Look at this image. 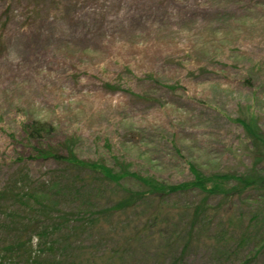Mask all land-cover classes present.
Listing matches in <instances>:
<instances>
[{
    "label": "rangeland",
    "instance_id": "obj_1",
    "mask_svg": "<svg viewBox=\"0 0 264 264\" xmlns=\"http://www.w3.org/2000/svg\"><path fill=\"white\" fill-rule=\"evenodd\" d=\"M247 110L264 131V0H0V190L20 179L29 197L17 203H45L57 215L90 210L99 194L117 196L52 159L20 160L33 153L23 124L51 125L44 143L55 148L74 137L77 159L109 166L114 154L140 175L178 184L192 178L187 163L203 174L250 166L243 131L232 121ZM255 194L199 220L179 264H246L264 236V222L250 219L264 217ZM200 199L192 191L148 203L167 223L158 221L161 234L136 241L127 242L131 217L120 226L116 214L79 236L55 233L54 253H41L38 264H171L187 240L179 227ZM12 203L0 202V245L8 234L1 211L21 214ZM247 225L250 240L237 246ZM37 243L33 236L32 250ZM20 253L5 254L7 264H28ZM256 260L247 264H264V251Z\"/></svg>",
    "mask_w": 264,
    "mask_h": 264
},
{
    "label": "trees",
    "instance_id": "obj_2",
    "mask_svg": "<svg viewBox=\"0 0 264 264\" xmlns=\"http://www.w3.org/2000/svg\"><path fill=\"white\" fill-rule=\"evenodd\" d=\"M104 86L111 89L109 85L105 84ZM168 88L174 90L173 87ZM232 121L238 124L243 131V141L247 144V151L252 158L250 166L240 173L223 171L215 172L214 174H203L195 165L187 163L186 165H188V171L192 178L178 184H167L153 177V175H140L131 170L130 166L132 164L130 162L114 154L110 157L112 158V164L109 166L102 158L94 161L77 159L74 153L76 145L74 137L66 138L55 148L44 143V139L54 133V128L51 125L36 121L23 124L21 127L22 132L25 135L26 141L33 143V153L26 155L22 159L19 157L16 159L35 161L52 159L58 164L64 165L65 170L83 171L89 178L98 180L101 185L106 184L112 187L111 189L117 190V196L108 199L107 196L99 194L97 197H94L96 200L94 202L95 206L88 205L90 210H88V207H84L85 209L80 212H72V210L67 212L59 211L57 215H52L48 212H51L52 209H58L51 208L48 204L37 203L35 204L36 207L32 208L26 203L24 205L17 203L23 198L29 197V194L21 190L19 191L21 189L19 187L22 185L19 182L20 179H15L16 181L12 180L8 183V185H11L7 189L0 190V202L4 198H8L16 202L12 203L14 204L12 206L21 204L22 209H20V215L11 212L10 208H7L9 209L7 215L6 212L1 211L6 216L4 222H7V225H5L6 227L3 226L8 231V234H5L6 239L2 238L4 242L0 245V264H7L5 254L9 255L13 250L15 252L18 251V253L21 252V256H24L28 264H38L37 260L41 253L45 251H53L54 253V246L58 242L55 233L66 238L76 234L79 236L83 233V229L85 231L91 230L96 219L100 218L101 220L106 216L109 217L115 214L117 215V219H115L116 224H120L121 226L122 217H131V223L136 225L133 228V235L127 242L140 239L142 236L149 237L153 234H161L162 229H160L158 221L166 224L167 218L165 219V217L167 215L158 206L156 209L154 207L149 209L147 207L148 203L160 205L167 196L196 191L201 196L198 202L200 204L194 206L192 214L189 216L190 219L185 226L179 227V231L187 236L183 249L179 250V253L176 254L177 256L171 262V264H179L182 260L184 249L192 241L191 237H193L195 232V224L201 219H205L208 222L210 219L207 217L209 211L217 210L221 203H245L251 200L248 196L250 193H256L258 200H264V131L261 130L262 128L259 125L257 116L249 111L246 115L232 119ZM43 144L44 147L42 146ZM58 149L64 150L66 154L62 155ZM174 149H176L175 146ZM50 175V182L53 184V180L57 181V178L53 177V173ZM127 181L133 182L136 187H128L124 184ZM71 184H74V182H71ZM17 185L19 186L17 187ZM67 186H70V182ZM75 191L76 193L79 192ZM211 199L217 200L213 206L207 204L210 203ZM99 203L110 204L99 207ZM0 209L6 210V207L0 204ZM250 219L254 226L264 222V217L259 219V214L251 216ZM67 222L76 223V225L72 226ZM138 235L139 237H137ZM33 236H36L38 239L34 250L29 245ZM171 240V244L175 245L173 241L174 237ZM236 240L237 246L250 240L248 225L239 230ZM169 243L167 246H169ZM263 251L264 236L261 238L260 244L256 245V248L250 252L252 257L250 256L245 263L247 264L252 260L255 261Z\"/></svg>",
    "mask_w": 264,
    "mask_h": 264
}]
</instances>
